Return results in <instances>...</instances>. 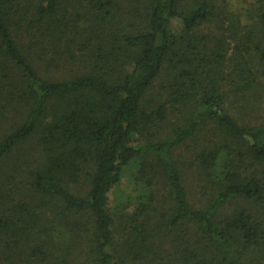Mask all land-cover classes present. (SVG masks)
I'll use <instances>...</instances> for the list:
<instances>
[{
    "label": "trees",
    "instance_id": "trees-1",
    "mask_svg": "<svg viewBox=\"0 0 264 264\" xmlns=\"http://www.w3.org/2000/svg\"><path fill=\"white\" fill-rule=\"evenodd\" d=\"M243 12L0 0V264H264V0Z\"/></svg>",
    "mask_w": 264,
    "mask_h": 264
},
{
    "label": "rangeland",
    "instance_id": "rangeland-1",
    "mask_svg": "<svg viewBox=\"0 0 264 264\" xmlns=\"http://www.w3.org/2000/svg\"><path fill=\"white\" fill-rule=\"evenodd\" d=\"M233 10L244 13L243 11L248 7L249 4L254 3L256 0H228ZM133 172V168L129 167L126 170L125 176L122 179L121 183L114 189V191L110 195V202L111 204H116L118 200H124L127 199L128 193H130L133 189V182L131 180V174ZM193 177V173H190L189 179ZM123 195V196H122Z\"/></svg>",
    "mask_w": 264,
    "mask_h": 264
}]
</instances>
